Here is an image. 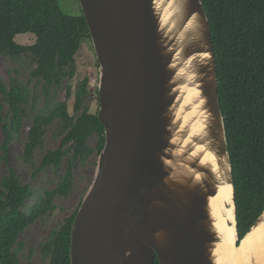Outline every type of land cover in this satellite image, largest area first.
<instances>
[{
	"label": "water",
	"instance_id": "1",
	"mask_svg": "<svg viewBox=\"0 0 264 264\" xmlns=\"http://www.w3.org/2000/svg\"><path fill=\"white\" fill-rule=\"evenodd\" d=\"M98 65L104 144L70 229V264H224L212 199L232 167L200 0H78ZM189 92L194 94L186 101ZM195 110L192 123L184 116ZM200 131L195 134L192 124ZM263 229V228H262ZM244 264H264L253 253Z\"/></svg>",
	"mask_w": 264,
	"mask_h": 264
},
{
	"label": "trees",
	"instance_id": "2",
	"mask_svg": "<svg viewBox=\"0 0 264 264\" xmlns=\"http://www.w3.org/2000/svg\"><path fill=\"white\" fill-rule=\"evenodd\" d=\"M200 2L213 45L241 239L264 209V0ZM87 33L83 16L63 13L57 0H0V57L30 66L27 84L17 77L18 70L9 69L7 80L0 75V162L5 168L0 177V264H19L24 249L20 235L54 214V200L73 190L75 166L85 165L103 148L97 91L91 106L84 103L87 77L74 93L69 85L76 75L75 58L84 40L90 43ZM20 34H32L34 43H16L14 38ZM63 85L65 97L58 101L57 91ZM40 98L43 104L38 109ZM27 122L22 165L32 180L46 170L57 176L55 187L42 193L22 183L7 158L9 145ZM55 123L53 135L59 146L43 152L47 130ZM91 137L97 139L94 147L88 144ZM37 151L42 152L38 165ZM64 160L65 172L58 174ZM80 203L40 244L45 264H70V229ZM153 264H159L156 258Z\"/></svg>",
	"mask_w": 264,
	"mask_h": 264
},
{
	"label": "rangeland",
	"instance_id": "3",
	"mask_svg": "<svg viewBox=\"0 0 264 264\" xmlns=\"http://www.w3.org/2000/svg\"><path fill=\"white\" fill-rule=\"evenodd\" d=\"M61 11L65 14L72 16H81L82 12L79 6L78 0H57ZM14 41L22 45H32L34 43V36L32 34H20L15 36ZM76 75L74 79L69 83L72 93H74L79 82L85 77L88 78L87 96L84 100L85 104L92 106L95 103V90L98 84V66L92 52L91 42L85 39L76 58ZM18 70L17 77L24 84L29 82V64H23L21 66L14 65L10 61L0 57V75L7 80L8 70ZM12 75H15L12 73ZM33 82L29 83V88H32ZM65 85L57 91V100L62 101L65 97ZM43 104V99L40 98L37 108L39 109ZM71 113V106H69ZM1 113V110H0ZM30 122H27L24 130L20 136L14 140L8 147L7 158L10 166L14 169L16 175L22 183H27L34 188L36 192H44L52 190L57 182V176L50 170H46L36 176L33 180L30 178V171L26 169L21 162L22 148L25 141L27 128ZM57 129L56 123L53 124L46 133L45 143L43 146V152L54 150L59 146V139L54 137V132ZM1 141V136H0ZM89 144L92 146L95 144V138L89 139ZM41 151H37L35 154V162L38 165L41 159ZM1 154V152H0ZM96 160L97 157L93 156L92 159L85 165L77 164L74 168L73 175V190L65 197L56 198L54 204L56 210L43 223L36 222L32 226L26 228L20 235L19 239L23 243L24 249L20 256L19 264H45L39 253L40 244L44 243L49 233L62 222V220L68 217L78 205L79 201L84 198L88 189L91 186L95 172H96ZM66 160L61 164L57 170L58 174L65 172ZM5 172L4 164L0 162V177ZM32 251L30 257L28 252Z\"/></svg>",
	"mask_w": 264,
	"mask_h": 264
},
{
	"label": "bare ground",
	"instance_id": "4",
	"mask_svg": "<svg viewBox=\"0 0 264 264\" xmlns=\"http://www.w3.org/2000/svg\"><path fill=\"white\" fill-rule=\"evenodd\" d=\"M193 97L194 94L189 92L186 101H190ZM195 113L194 110L184 116L185 111L180 110L179 117L182 118L184 116V124H191ZM192 131L195 134L200 131V125L197 122L192 124ZM230 197V188L220 187L218 194L212 199V206L218 218L217 226L223 236V242L218 246L221 260L224 261V264H244L246 260L249 261L253 253H256L257 257L262 259L264 255V227L252 232L239 248L233 246L234 232L228 225L229 222H232L231 210L227 208V204L230 203Z\"/></svg>",
	"mask_w": 264,
	"mask_h": 264
},
{
	"label": "flooded vegetation",
	"instance_id": "5",
	"mask_svg": "<svg viewBox=\"0 0 264 264\" xmlns=\"http://www.w3.org/2000/svg\"><path fill=\"white\" fill-rule=\"evenodd\" d=\"M97 104H98V101H97ZM97 110H98V108H97ZM91 138H95V137H91ZM89 139H90V138H89ZM96 142H97V139L95 138V144H96ZM88 144H89V140H88ZM95 144H94V145H92V146H91L90 144H89V145H90L91 147H94V146H95ZM95 157H97V156H95Z\"/></svg>",
	"mask_w": 264,
	"mask_h": 264
}]
</instances>
